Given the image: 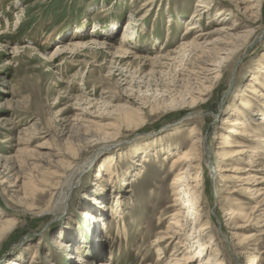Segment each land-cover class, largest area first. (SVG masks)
I'll return each mask as SVG.
<instances>
[{
    "label": "rangeland",
    "instance_id": "1",
    "mask_svg": "<svg viewBox=\"0 0 264 264\" xmlns=\"http://www.w3.org/2000/svg\"><path fill=\"white\" fill-rule=\"evenodd\" d=\"M242 1L0 0V220L9 222L0 264H168L176 241L155 242L177 208L172 162L194 132L222 166L241 141L222 119L264 96V0L257 20ZM195 20V35L223 25L240 38L159 60L194 36L182 37ZM203 63H221L204 104L193 102L208 86ZM244 115L264 134L259 117ZM246 158L243 168L263 169ZM198 171V206L223 264H264V227H255L264 195H226L224 178L203 163ZM87 214L100 219V249L83 236ZM58 240L72 246L57 250Z\"/></svg>",
    "mask_w": 264,
    "mask_h": 264
},
{
    "label": "bare ground",
    "instance_id": "2",
    "mask_svg": "<svg viewBox=\"0 0 264 264\" xmlns=\"http://www.w3.org/2000/svg\"><path fill=\"white\" fill-rule=\"evenodd\" d=\"M242 4L244 5L243 8L244 12H247L250 18H254L253 20H257L260 18L259 17V15L261 14L260 0H243ZM199 7H202V9L206 8V6L203 5V1H200L197 4H195L196 10L192 18L195 19L200 17V14H198L200 12ZM198 24H199L198 21H196L195 23L186 26L185 29L187 30H185V33L182 35V37L192 36L193 34L194 36L187 41H183L178 48L172 51L170 50V52H167L165 56H159L160 57L159 60H163V59L168 60V58L172 57V55L174 56V54L181 53L183 55L192 50L199 51L202 49H208V47L211 45H212L211 47H213V44L221 45L225 42L227 38H233V39L240 38L239 35L236 33L237 27L228 26L229 27L228 28L223 25L214 28L211 32L201 31L195 35L194 32L197 29H199ZM208 34H217L219 35V37L216 41L206 40V36ZM260 34L262 35V32ZM260 34L258 35L257 40L260 38ZM127 42L128 39L122 40L121 44L125 45ZM77 45L78 46L81 45L82 47L86 46V44H80V43H78ZM123 45H121L122 49H123ZM123 51H124L123 54L127 55V57L129 54H132L131 52L128 51V49H125ZM225 51H226L225 54L229 53L228 52L229 50H225ZM222 59H224V57L221 58V60ZM220 65L221 63H217V64L203 63V66L201 68L199 67L201 71L205 73L203 81L204 84H208V86L206 87L203 86L201 90L203 94L196 92L199 94L198 97L193 100V102L199 100L202 101L201 103L204 104L206 102L204 98L208 97L210 92L213 93L212 90H214L213 87L216 79L213 82L211 75L212 74L216 75V72H218L217 69L219 68ZM259 93L260 92L254 94L256 98L258 97L256 100H252L255 102V104L248 100H244V101L242 100L238 105V107L235 108L233 113L228 114L227 117L222 119L221 125L225 126L224 129L226 130V132L229 134H233L237 139L238 138L241 139V141L238 142V146H236V148L238 149L231 150L227 153L222 154V157L224 158L226 163L223 161L222 166L216 164L217 167H214L212 162L210 164V160H211L210 158L212 156V152H210L211 150L205 147L206 144L203 143L201 138L197 140V137H195L194 132L192 133L191 136L189 149L179 154L178 157L172 162L171 170L174 171V178L171 183V186L173 188L172 191L174 192L173 194L175 196V202H177L176 204H174V206L177 208L176 211L171 216L170 225L168 226L166 233L163 236H160L158 240L155 242L156 245L158 246L161 243H163L165 239L176 241L175 243V245H177L176 250L171 254V257L167 258L168 264H223L225 260L222 254L220 253V251L218 250L219 248L217 247V244L211 238V231H210L211 228L209 226L210 218L203 216L198 206L200 201V196L203 190L202 189L203 179L201 177L202 175L201 173L198 174L199 173L198 170L200 169V164L203 163L208 168L211 177L224 178L223 182L225 188L223 193H225L226 195L231 196L240 192L241 190H245V191L247 190L248 192H251L252 196L256 195L255 196L256 200L260 196L264 195V188H262V186L264 185V179L259 181L261 179L260 177H262L261 175H262V171H264V167L263 169H253V171L255 172L253 171L251 172L250 169H245L242 166L244 165L242 164L244 155L248 158V162L245 165H249L252 168H256L258 167V165L259 166L263 165L264 159L263 157L260 156H264V152H263L264 150L262 152L259 151L261 149V148L259 149V147L262 143H264V134L258 132L256 128L251 127V125H258V124H254L255 122L248 124L247 119L244 118L245 117L244 113L248 112L250 117H253L254 120L255 117H259L260 120L258 118L257 119L259 121H262V123L264 124V96ZM248 128L251 129H249L248 131ZM248 143L249 144L253 143V146L256 145V147L255 146L247 147V145L243 146V144H248ZM101 150H105V148ZM54 152L57 153L54 155L55 157H58L60 155L59 151L54 150ZM54 163L57 165L58 161H55ZM46 171L49 172L50 170H46ZM224 172L237 173L238 176L233 174L223 176L222 173ZM52 173L53 172H51V174ZM111 181L112 179H109V182ZM245 183H247V185H251V188L253 189L251 190L250 187H243ZM23 184L28 185V183H23ZM32 189L33 188H31V191ZM258 208L260 214L264 216V201L262 205L259 206ZM89 214L85 215V217L87 218L86 219L87 231L84 232L82 231L83 236L86 234L88 238L91 237L92 238L91 243L94 246L96 245L97 249H100L101 241H102L99 237V232H98L99 230L98 228L100 226L99 223L100 219H98V216L94 217ZM102 217L103 216H99V218H101L102 220L101 225L105 226L106 224L102 219ZM8 223L9 222L0 220V230L8 226L7 225ZM255 227L256 229L259 228L263 229L264 220L257 222V225ZM207 239H209V241L205 242ZM55 245L59 247L57 248V250H62V251L69 250V247L72 246L70 242H65L63 240L56 241ZM188 245H190V248L193 249L192 250L189 249L185 251V248H187ZM81 252L82 251H76L77 255L79 256L81 255ZM186 254L188 255L186 256ZM34 257L36 256L34 255ZM70 258H72V256ZM238 264H242L239 261V257H238Z\"/></svg>",
    "mask_w": 264,
    "mask_h": 264
}]
</instances>
